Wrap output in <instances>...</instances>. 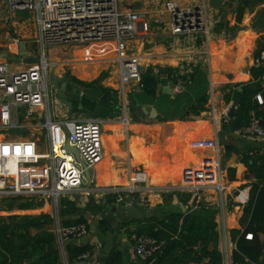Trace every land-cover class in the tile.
<instances>
[{"label":"crops","instance_id":"1","mask_svg":"<svg viewBox=\"0 0 264 264\" xmlns=\"http://www.w3.org/2000/svg\"><path fill=\"white\" fill-rule=\"evenodd\" d=\"M168 1H175L183 8H204L206 32L173 35L166 9ZM127 2L117 3L119 11L141 13L147 24V31L138 25L135 39L127 43V52L138 58L142 82L144 84L143 78L148 74L154 92L151 94L144 85V89L136 92L126 90L122 99L112 43L49 47L58 49L60 54L47 57L54 64L50 73L65 82L64 94L70 103L69 108L51 98L49 107L53 117L100 120L103 159L90 170L92 185L85 183L80 190L63 195L57 207L46 198L0 197V227L8 229L6 238L13 239L19 259L29 255L16 264H31L41 254V250L32 254V246L23 247L21 237L31 243L38 234H51L52 247L56 250L55 224L79 220L87 224L89 230L92 225L95 227L93 238L87 244L91 251L89 264H104L113 250L122 253L124 264H146V260L134 255L135 239L150 225H158L159 221L177 214L196 216L213 224L218 236L220 264H233L237 242L250 221L249 217L244 219V211L251 190L257 184L243 159H251V165L253 158L264 153V135H244L243 128H237V119L242 116L237 102H227L225 97L233 88L241 91L243 85L254 80L253 70L260 65L258 55L264 50V0H226L219 8L211 7L209 0ZM5 25L8 27L3 29ZM0 30L5 31L2 39H11L8 44H0L1 62H7L13 71H20L31 64L30 61H38L41 51L32 22L26 23L22 17L10 15L1 2ZM29 40L35 41V50L23 43ZM48 83L52 93L50 77ZM178 83L181 88L175 92ZM24 113L21 109L20 130L30 132L29 140L39 139L45 149L46 132L38 127L43 123L42 115L28 119ZM226 114L227 123H224ZM253 117L261 119L253 113L250 120ZM232 119L235 120L234 131L228 125ZM221 131L225 133L226 145L218 142ZM9 132L0 133V142L12 139ZM205 139L217 140L218 153L191 147L192 141ZM210 155H215L219 161L223 190L181 191L182 171ZM136 170L146 173L147 187L125 202L115 203L106 190L125 186L129 172ZM115 206L124 210L134 206L151 214L125 224L117 223L111 215L103 218ZM103 220L106 225L100 229L99 223ZM248 234L251 235L247 233L245 239L251 241L252 235L246 238ZM257 245L262 261L263 234L258 235ZM47 251L48 247L44 254ZM7 263L11 264L10 260ZM190 264L209 262L206 259Z\"/></svg>","mask_w":264,"mask_h":264},{"label":"built area","instance_id":"2","mask_svg":"<svg viewBox=\"0 0 264 264\" xmlns=\"http://www.w3.org/2000/svg\"><path fill=\"white\" fill-rule=\"evenodd\" d=\"M9 14L30 13L35 30V41L40 47L36 63L25 69L13 71L7 62L0 61V133L22 128L18 123L21 109L32 118L42 115L43 123L38 126L45 130V146L37 138L31 140L4 139L0 142V197H38L51 199L54 207L66 194L80 190L86 183L85 168L73 154L64 147L68 141L77 150L80 160L91 170L103 159L101 121L61 120L53 117L49 102L53 97L49 87L50 69L53 67L46 56L49 47H85L101 43L114 44V54L118 71L119 90L124 100L126 90L136 92L144 89L142 69L137 57L127 52V43L134 40L138 25L147 31L141 13L122 14L118 0H0ZM166 9L170 14V28L173 35H191L206 32L205 9L180 7L175 1H168ZM19 41H15L18 44ZM259 64L263 67L260 77L264 88V50L259 54ZM181 84L175 85L178 92ZM53 99V98H52ZM258 105H263L262 95L255 96ZM231 110V107H229ZM230 112V111H229ZM227 123L228 115L224 117ZM264 119L253 117L243 128L246 136L262 137ZM193 149L218 153L215 139L195 140ZM180 190L201 193L207 189L223 190L221 171L215 155L204 157L196 166L182 171ZM148 177L142 170L130 171L125 186L111 187L106 193L115 203L125 202L147 187ZM242 202L245 199L239 194ZM55 249L61 264H70L67 256L69 242L82 243V238L90 233L87 224L63 227L55 224ZM247 239L251 235L246 236ZM164 244L156 238L142 234L135 239L134 255L147 260L161 252ZM91 251L78 257L75 264H89ZM9 264V263H0Z\"/></svg>","mask_w":264,"mask_h":264},{"label":"trees","instance_id":"3","mask_svg":"<svg viewBox=\"0 0 264 264\" xmlns=\"http://www.w3.org/2000/svg\"><path fill=\"white\" fill-rule=\"evenodd\" d=\"M259 56V55H258ZM263 73V67L259 65L253 70L254 80L251 83L243 85L241 91L238 87L230 90V94L225 97L227 102L233 100L237 102L238 109L242 116L237 121V128L242 129L249 123L251 115L254 113L259 118L264 119V88L261 84L260 77ZM146 89L152 94L154 92L153 82L148 74L143 78ZM261 94L263 105H258L254 99L257 94ZM249 160L244 158L243 162L247 166L250 175L257 181L252 188L250 201L245 208L244 219L250 218L247 230L237 242V252L233 254V264H264V259L259 260L260 246L257 245L259 234L264 235V153ZM158 222V221H156ZM81 220L74 223L62 224L63 227H71L82 224ZM85 224V223H83ZM106 221L99 223L100 229H104ZM157 226V229L155 228ZM150 225L147 230L141 231L142 234L156 238L164 244L160 253L153 257L152 264H190L201 263L208 259L209 264H220L221 258L217 251L218 236L215 232L214 225L209 221L196 216H182L180 214L170 215L159 224ZM8 229L0 227V259L2 263L10 260L11 264L20 263L15 253L13 239L6 238ZM251 233L252 240L245 239V235ZM10 237V236H9ZM54 237L51 234H38L31 243L21 237L23 247L32 246V254L39 250L40 255L31 264H61L57 251L53 246ZM51 247L53 253L44 254V249ZM200 247V248H198ZM89 245H78L73 242L67 244V256L70 264L77 262L78 257L89 251ZM104 264H124L123 255L118 250H113L106 257Z\"/></svg>","mask_w":264,"mask_h":264},{"label":"water","instance_id":"4","mask_svg":"<svg viewBox=\"0 0 264 264\" xmlns=\"http://www.w3.org/2000/svg\"><path fill=\"white\" fill-rule=\"evenodd\" d=\"M225 2H226V0H209L210 6L215 7V8L221 7ZM36 62H37V59H34L33 61H30L29 63H36ZM50 84L53 87V90H52V96L53 97L52 98L54 100L58 99L61 103H63L64 105H66L67 107L70 108V103L67 101L66 96L64 94L65 93V85H66L65 82L61 81V79H59L54 74H51L50 75ZM235 113H237V111H235ZM228 125H229L231 130H233V131L235 130V120L234 119H232ZM218 142L220 145H226L225 133L223 131H221L218 134ZM64 149L68 154H73L75 160L79 164H81V166L83 168H85L84 178H85L87 185L90 187L92 185V182H93L91 172L89 169H87L85 167L83 162L80 160L77 150L71 148L68 141H66ZM105 201L106 200L104 199V203H105ZM150 214H151L150 211L139 210L134 206H129L125 210L122 209L120 206H115L110 210L109 213L108 212L105 213L103 218H106V217L111 215L114 218H116L117 223L125 224V223H129L131 221H134V220H141L145 217H149ZM94 232H95V227L92 225L90 227V233L87 236L82 238V243L84 245H87L89 243V241L93 238ZM52 253H53V249L50 247L46 254H52ZM151 262H152V258H148L145 261L146 264H150ZM73 264H75V263H73Z\"/></svg>","mask_w":264,"mask_h":264},{"label":"rangeland","instance_id":"5","mask_svg":"<svg viewBox=\"0 0 264 264\" xmlns=\"http://www.w3.org/2000/svg\"><path fill=\"white\" fill-rule=\"evenodd\" d=\"M119 3H128V2H127V0H119ZM15 17H22L23 21L26 20V23L32 22V18H33L30 13H17V14H15ZM24 17H26L27 19H25ZM7 27L8 26L5 25L3 29H6ZM4 32H5L4 30H0V44H6V43L8 44L11 40V39L6 40L5 38L2 39V35L4 34ZM23 43L25 44V46H28L32 50H35V48L37 46L35 41H32V40H29V41H26ZM53 54H59L58 49L50 50V48H49L46 50V55L48 58L51 57ZM4 134L6 135L8 133H4ZM9 135L11 136V138L13 140H25V139H29L32 137L30 132L25 131V130H20V129L15 130V131L13 130V131L9 132ZM41 138H42L41 141H43L44 139H43L42 135H41Z\"/></svg>","mask_w":264,"mask_h":264}]
</instances>
